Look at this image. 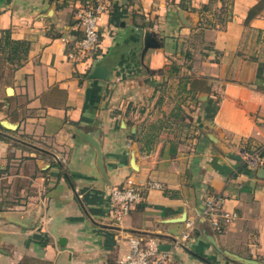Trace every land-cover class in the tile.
<instances>
[{
    "label": "crops",
    "instance_id": "1",
    "mask_svg": "<svg viewBox=\"0 0 264 264\" xmlns=\"http://www.w3.org/2000/svg\"><path fill=\"white\" fill-rule=\"evenodd\" d=\"M86 1L0 0V56L5 31L28 44L0 62V264H117L131 237L167 264H264V0H109L73 61ZM128 176L163 189L117 220ZM208 194L236 214L218 231Z\"/></svg>",
    "mask_w": 264,
    "mask_h": 264
},
{
    "label": "built area",
    "instance_id": "2",
    "mask_svg": "<svg viewBox=\"0 0 264 264\" xmlns=\"http://www.w3.org/2000/svg\"><path fill=\"white\" fill-rule=\"evenodd\" d=\"M108 7L109 0H87L75 8L73 12L75 25L82 35L67 53L69 59L76 61L92 56L99 43L98 26ZM147 189L161 190L163 184L155 180L137 181L128 176L121 185L112 186L108 195L112 215L121 220L142 201L143 192ZM222 201L218 194H208L198 217L216 231L236 218L234 212L223 208ZM194 227L195 221L188 220L180 240L189 237L190 230ZM170 259V250H159L158 242L154 238L131 237L128 253L118 260L117 264H167Z\"/></svg>",
    "mask_w": 264,
    "mask_h": 264
},
{
    "label": "trees",
    "instance_id": "3",
    "mask_svg": "<svg viewBox=\"0 0 264 264\" xmlns=\"http://www.w3.org/2000/svg\"><path fill=\"white\" fill-rule=\"evenodd\" d=\"M1 52L4 54L5 58L11 63L17 61L20 63L26 56L28 50V44L24 41H16L9 37L7 31L3 38H1Z\"/></svg>",
    "mask_w": 264,
    "mask_h": 264
},
{
    "label": "water",
    "instance_id": "4",
    "mask_svg": "<svg viewBox=\"0 0 264 264\" xmlns=\"http://www.w3.org/2000/svg\"><path fill=\"white\" fill-rule=\"evenodd\" d=\"M108 73V69L106 68V66L104 65H98L96 66L92 72L89 74V77L91 78H105L107 76ZM9 90H11V88H8L7 91L9 92ZM3 124L6 127H14V125L12 123H9L7 121H3ZM90 137H85V139H87L90 143H92L95 147H97V149H99V146L97 145V143L93 140V139H89ZM33 147H35L36 149H39V147H36L34 145H32ZM41 150V149H39ZM99 160L101 161V157L99 158ZM170 246L168 244H162V243H158V249L162 250V251H167L169 250Z\"/></svg>",
    "mask_w": 264,
    "mask_h": 264
},
{
    "label": "rangeland",
    "instance_id": "5",
    "mask_svg": "<svg viewBox=\"0 0 264 264\" xmlns=\"http://www.w3.org/2000/svg\"><path fill=\"white\" fill-rule=\"evenodd\" d=\"M3 55H4V54H3ZM3 57H4V56H2V54H1V56H0V62L3 61Z\"/></svg>",
    "mask_w": 264,
    "mask_h": 264
}]
</instances>
